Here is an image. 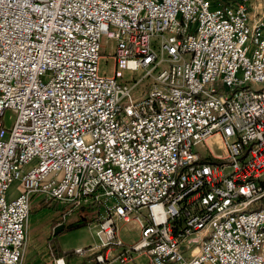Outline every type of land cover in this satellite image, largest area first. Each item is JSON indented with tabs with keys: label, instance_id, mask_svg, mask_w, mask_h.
Returning a JSON list of instances; mask_svg holds the SVG:
<instances>
[{
	"label": "built area",
	"instance_id": "obj_1",
	"mask_svg": "<svg viewBox=\"0 0 264 264\" xmlns=\"http://www.w3.org/2000/svg\"><path fill=\"white\" fill-rule=\"evenodd\" d=\"M250 8L0 0V264L23 262L33 195L62 213L103 206L91 264L141 250L150 264H264V8ZM102 36L116 42L111 76ZM213 135L223 158L195 149ZM140 209L142 237L125 245L115 219Z\"/></svg>",
	"mask_w": 264,
	"mask_h": 264
},
{
	"label": "rangeland",
	"instance_id": "obj_2",
	"mask_svg": "<svg viewBox=\"0 0 264 264\" xmlns=\"http://www.w3.org/2000/svg\"><path fill=\"white\" fill-rule=\"evenodd\" d=\"M252 11L256 10L255 6L261 5L264 8V0H251ZM262 11V9H259ZM260 13V12H258ZM101 58L98 61V72L101 75L111 76L114 71V59L108 58L106 61L104 56L111 54L115 46V40L102 36L101 38ZM123 80L132 81L133 79L140 78L143 74L142 70L133 72L123 70ZM149 79L144 80L141 84L145 87V91L149 88ZM254 87H264L263 84H255ZM143 89L137 94L141 97ZM16 114L12 109H6L4 111L2 120L6 129H11L15 121ZM195 149L202 155L212 153L215 157L223 158L225 156V148L220 137L213 135L205 140L204 143L197 144ZM264 177V175H263ZM12 188L10 189V192ZM48 200L43 196H38L31 201L28 228H27V244L25 253L23 256L22 264H51L53 258L57 257L51 252L49 247V239L53 234V228L59 224H69L76 221L80 216H84L88 219V224L66 229L56 236L57 246L63 253H68L69 256H63L66 264H91L94 256L92 247L100 245L102 239L98 235L99 224L97 223L99 215H104V209L101 204H88L85 205L70 214L66 211L58 210L54 207V201L47 203ZM108 205L113 204V200L110 199L107 202ZM76 212V214H75ZM146 209H140L138 212L130 214V220L124 221L122 219H115L118 236L125 245H132L138 242L142 237V229L140 223L135 218L138 216L141 221L146 224L145 216ZM79 214V215H78ZM93 218L97 221L90 222ZM125 247V246H123ZM28 250V253H27ZM123 250L122 247L112 249L108 254L109 258L117 255ZM71 253V254H70ZM133 260H129L125 263L116 259L109 264H150L149 257L144 252L133 251Z\"/></svg>",
	"mask_w": 264,
	"mask_h": 264
},
{
	"label": "trees",
	"instance_id": "obj_3",
	"mask_svg": "<svg viewBox=\"0 0 264 264\" xmlns=\"http://www.w3.org/2000/svg\"><path fill=\"white\" fill-rule=\"evenodd\" d=\"M47 203H52V200H48ZM54 207H56V209H58V210H63L64 206L57 204V202H54ZM95 221H97V220L95 218H93L90 222H95ZM88 223H89V221H87L84 216H80L74 222H71V223L66 224V225L61 223V224H59L53 228V234L49 239V247L51 248V252H53L54 255L56 254L57 257H55V258H64L63 256L68 254V253H63L59 249V247L57 246V242H56L57 234H59L60 232L66 230V229L75 228V227L81 226L83 224H88ZM94 255L95 254H93L92 256H94ZM67 256H69V254ZM81 264H85V262H82Z\"/></svg>",
	"mask_w": 264,
	"mask_h": 264
},
{
	"label": "crops",
	"instance_id": "obj_4",
	"mask_svg": "<svg viewBox=\"0 0 264 264\" xmlns=\"http://www.w3.org/2000/svg\"><path fill=\"white\" fill-rule=\"evenodd\" d=\"M261 5L259 4L258 6L256 5L255 6V8H256V10H253L252 11V2H251V8H250V12H251V14L252 15H256L258 12H261L259 9H261ZM15 186H16V184H13L12 185V191L10 192L11 194L10 195H12V196H14V195H16V191H15ZM38 196H41V195H33V197H32V200H34V199H36ZM75 214H76V212H75ZM79 215V214H78ZM29 218V217H28ZM86 220L88 221V219L86 218ZM27 253H28V250H27ZM53 259H55V258H53ZM131 260H133V258L131 259ZM51 264H53V261H52V263Z\"/></svg>",
	"mask_w": 264,
	"mask_h": 264
}]
</instances>
